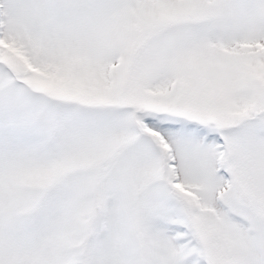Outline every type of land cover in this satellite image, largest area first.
<instances>
[{"label": "snow or ice", "instance_id": "1", "mask_svg": "<svg viewBox=\"0 0 264 264\" xmlns=\"http://www.w3.org/2000/svg\"><path fill=\"white\" fill-rule=\"evenodd\" d=\"M0 264H264V0H0Z\"/></svg>", "mask_w": 264, "mask_h": 264}]
</instances>
